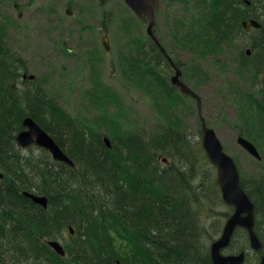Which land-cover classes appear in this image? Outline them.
I'll return each mask as SVG.
<instances>
[{
	"label": "trees",
	"instance_id": "16d2710c",
	"mask_svg": "<svg viewBox=\"0 0 264 264\" xmlns=\"http://www.w3.org/2000/svg\"><path fill=\"white\" fill-rule=\"evenodd\" d=\"M6 1L0 0V264H212L196 206L205 187L220 190L213 174L197 179L198 157L208 165L201 141L174 130L149 136L134 131L115 136L109 149L95 127L77 125L37 79L23 80L28 67L3 25ZM244 1L210 0L207 21L188 24L192 35H184L183 42L201 59L218 57L215 52L230 37L244 32L238 19L243 6L253 18L263 15V29L255 31L261 39L253 46L264 55V0H246L253 9ZM180 32L175 29L174 37ZM145 51H139L132 68H148ZM151 53L159 55L155 47ZM160 67L167 71L169 65ZM27 117L54 138L74 167L55 163L41 149L35 155L18 147L16 136ZM242 185L255 205L256 231L264 245V173L242 178ZM23 192L47 197L48 208ZM70 227L75 234L68 231L70 239L64 240ZM241 234L249 242L245 231L236 236ZM51 240H64L66 257L51 250Z\"/></svg>",
	"mask_w": 264,
	"mask_h": 264
},
{
	"label": "rangeland",
	"instance_id": "374dc122",
	"mask_svg": "<svg viewBox=\"0 0 264 264\" xmlns=\"http://www.w3.org/2000/svg\"><path fill=\"white\" fill-rule=\"evenodd\" d=\"M161 2L155 34L183 69V81L203 100L201 115L194 99L183 96L171 85L167 86L169 92L164 87L161 91L152 88L148 85L149 74L131 67L150 39L147 26L138 20L125 0L105 4L99 0H7L2 6V19L7 38L26 62L28 74L36 76L38 86L77 125L95 127L96 133L110 142L121 133L136 131L149 136L167 130L198 142L202 138L203 117L217 133L225 152L237 163L242 178L249 181L261 176L264 112L257 111L252 103L261 99L264 76L256 71L258 53L251 47L259 35L253 29L250 33L239 32L215 52L218 57L201 59L183 39L184 35H192L188 26L192 21H207L210 0ZM14 3L23 8L21 18ZM239 13L240 24L250 18L243 6ZM175 29L181 31L179 38L174 37ZM104 37H108L109 50L103 46ZM247 49L254 54L247 66L239 68L245 62ZM144 56L157 67L159 81L163 70L158 55L145 51ZM100 90L108 91L109 95ZM239 136L257 147L262 161L241 147ZM31 149L27 153L40 155L39 147ZM198 162L197 179L206 177V172L217 179V171L207 159L204 162L208 165L200 157ZM204 192L196 211L202 225V243L210 249L234 209L224 204L221 193L206 187ZM68 231L69 228L64 232V240L70 239ZM232 246L225 254H236L242 248L248 253V264H258L244 234L237 235Z\"/></svg>",
	"mask_w": 264,
	"mask_h": 264
},
{
	"label": "water",
	"instance_id": "95a60500",
	"mask_svg": "<svg viewBox=\"0 0 264 264\" xmlns=\"http://www.w3.org/2000/svg\"><path fill=\"white\" fill-rule=\"evenodd\" d=\"M99 1L101 4H105L109 0ZM125 2L144 24H149L147 33L156 43L159 44L153 32L160 10L159 0H125ZM14 7L17 9L19 17L21 18L23 16L22 6L15 3ZM67 14L72 15V12L67 10ZM242 26L246 31L262 28V25L255 20H247L243 22ZM103 45L107 50L110 49L108 37L103 38ZM161 50L165 53L164 48L161 47ZM169 60L171 61L170 58ZM173 67L176 71V75L172 78L173 84L179 88L183 94H190L193 98L197 99L198 107L201 110V98L181 81L182 71L174 64ZM27 78L35 80L34 75L28 76L25 74L24 79ZM202 122V147L206 152V156L210 163L217 169V185L221 191L224 204L234 208V213L227 219L221 236L214 241L210 247L212 264H244L246 260L245 252L238 255H225L223 252L230 247L234 234L238 228H242L247 231L251 248L256 252H262L263 245L255 230V207L242 187L241 178L234 160L225 153L224 147L215 130L209 128L204 119ZM23 128V131H21L16 137L18 146L24 149L33 146L41 147L52 156V159L55 162L65 163L74 167V162L63 152L55 140L45 130H43L34 119L31 117L24 119ZM104 141L108 148L112 147L109 139L105 138ZM238 143L250 155L258 160H261L258 150L249 140L239 137ZM23 194L34 203L47 209V197L38 196L29 192H24ZM48 244L58 255H66V252L59 241H50ZM260 264H264V256L261 257Z\"/></svg>",
	"mask_w": 264,
	"mask_h": 264
},
{
	"label": "flooded vegetation",
	"instance_id": "af4514ba",
	"mask_svg": "<svg viewBox=\"0 0 264 264\" xmlns=\"http://www.w3.org/2000/svg\"><path fill=\"white\" fill-rule=\"evenodd\" d=\"M244 2L247 5H250L249 3H247L246 0ZM259 8L261 9V12H262L263 8H262L261 4L259 5ZM244 9L247 12L248 8L244 7ZM249 9H253L252 6ZM262 17H263V15H260V17H258V18L260 20H262ZM260 39H261V37L258 36V39H256V40H260ZM153 47H155L159 52L158 58H159L161 65L163 64L166 66L168 64L169 67L167 68V71H165L163 69V72L160 73V79L158 81L159 74H158L157 67L152 65V62H149L148 58L146 57V61H147V65H148L146 72H147V74H149V77H150V80H149L150 83L148 85L152 86V88L160 90V91L163 87L165 88V90H167L168 89L167 86H170V85L172 86L171 81H172L173 76H171V75L173 73L175 74V72L173 70V65H172L171 61L167 58V56L160 51L159 46L157 44L153 43L151 40H149L148 46L146 47V50L148 51V55L151 54V49ZM251 47L254 49L253 45ZM252 55L245 56V62L243 63V65H244L243 67L247 66V63H249ZM170 56H172V55H170ZM171 58L173 59V61L175 63H178V61H176L173 56ZM255 65L260 66V67L256 66L257 73L261 77L264 76V67L261 66V65H264V55L262 53H258V56L256 57V64ZM256 104L264 105V94H262L260 100H256Z\"/></svg>",
	"mask_w": 264,
	"mask_h": 264
}]
</instances>
